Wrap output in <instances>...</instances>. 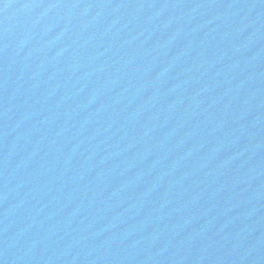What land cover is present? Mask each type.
Returning a JSON list of instances; mask_svg holds the SVG:
<instances>
[{"label": "water", "instance_id": "obj_1", "mask_svg": "<svg viewBox=\"0 0 264 264\" xmlns=\"http://www.w3.org/2000/svg\"><path fill=\"white\" fill-rule=\"evenodd\" d=\"M0 264H264V0H0Z\"/></svg>", "mask_w": 264, "mask_h": 264}]
</instances>
